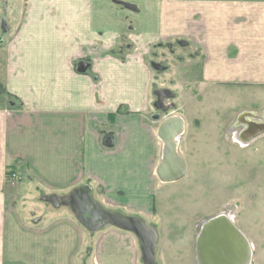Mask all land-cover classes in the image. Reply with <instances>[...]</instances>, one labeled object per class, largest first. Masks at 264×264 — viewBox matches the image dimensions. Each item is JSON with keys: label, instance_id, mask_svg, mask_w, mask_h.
I'll return each instance as SVG.
<instances>
[{"label": "crops", "instance_id": "crops-1", "mask_svg": "<svg viewBox=\"0 0 264 264\" xmlns=\"http://www.w3.org/2000/svg\"><path fill=\"white\" fill-rule=\"evenodd\" d=\"M18 3L0 0V264H145L134 231L88 229L53 202L83 193L158 235L161 187L184 177L157 175L160 125L180 119L186 174L180 139L193 121L233 127L242 113H264V0H23L13 25ZM165 44L208 86L182 108L169 89L153 101L152 57ZM235 94L250 105L211 110L210 96Z\"/></svg>", "mask_w": 264, "mask_h": 264}, {"label": "rangeland", "instance_id": "rangeland-1", "mask_svg": "<svg viewBox=\"0 0 264 264\" xmlns=\"http://www.w3.org/2000/svg\"><path fill=\"white\" fill-rule=\"evenodd\" d=\"M22 4L23 0H19L18 5H15L13 19L10 21L13 25L21 16ZM160 47L159 53L152 57V75L155 80L152 88L179 92L181 96L176 104L182 108L185 102L194 98L192 94L208 86L195 79L196 65L192 69L191 65L186 68L183 62L175 59L178 55L185 56L182 49L174 50L168 44ZM186 72L190 74L187 75ZM154 90L152 97L156 101ZM237 100L236 94L209 97L210 108L215 112L220 103L231 102V106L238 109L250 105L247 104L250 100L248 96L242 95L240 102ZM204 120L208 122L205 125L207 129L196 130L201 121L199 118L192 122L195 127L193 132L190 128L186 129L180 139V148L185 146V140L189 143V150L186 151L187 173L178 183L170 184L171 189H166L168 184L161 187L168 195L160 202V208L153 215L159 222L153 249L154 264H197L196 237L200 223L221 211H230L232 217H235L236 226L240 231L243 229L250 239V264H264V134L250 143L238 140L230 143L231 137L236 138V131L242 130L239 121H234L233 129L215 119L213 129L209 126L212 119ZM214 130L218 137L221 136V140L216 141L211 134ZM145 221L153 222L148 219ZM142 260L144 263L143 258Z\"/></svg>", "mask_w": 264, "mask_h": 264}, {"label": "water", "instance_id": "water-1", "mask_svg": "<svg viewBox=\"0 0 264 264\" xmlns=\"http://www.w3.org/2000/svg\"><path fill=\"white\" fill-rule=\"evenodd\" d=\"M155 65V64H154ZM86 64L80 62L78 69L85 70ZM158 102L161 103V97L165 94L169 95L166 89L154 90ZM173 95V93H171ZM182 129L180 119L171 118L160 125L158 134L164 143L162 160L157 168V175L163 181L178 180L185 175L186 163L184 159L178 155L177 138ZM53 202V201H52ZM55 206L67 204L75 214L76 219L86 228L95 229L104 223H110L118 227L132 230L138 236L141 242L142 255L145 264H154L153 249L156 243V231L153 227H148L140 220L124 219L103 209L97 203L91 201L88 196L83 193H77L68 199L56 198L53 202ZM208 242H212L211 253L207 255L209 264H225V259L235 264L237 249H234L229 238L215 237ZM204 243V242H203ZM232 247V249L229 248Z\"/></svg>", "mask_w": 264, "mask_h": 264}, {"label": "bare ground", "instance_id": "bare-ground-1", "mask_svg": "<svg viewBox=\"0 0 264 264\" xmlns=\"http://www.w3.org/2000/svg\"><path fill=\"white\" fill-rule=\"evenodd\" d=\"M249 113H242L240 117ZM254 114L255 113H251ZM256 118H263V114H257ZM262 127L257 129L254 133L250 134L248 140L255 136L264 133V119H262ZM200 229L196 237V260L197 264H209V259L207 255L211 253L212 242H208L215 237L229 238L232 242L234 249H237V254L235 264H250L252 259V246L248 238L234 225L232 220L224 213H218L214 216L203 219L200 223ZM204 242V243H203ZM232 249L231 246H229ZM225 264H233L225 259Z\"/></svg>", "mask_w": 264, "mask_h": 264}, {"label": "flooded vegetation", "instance_id": "flooded-vegetation-1", "mask_svg": "<svg viewBox=\"0 0 264 264\" xmlns=\"http://www.w3.org/2000/svg\"><path fill=\"white\" fill-rule=\"evenodd\" d=\"M163 67V66H161ZM246 113H249V114H246V115H243V117H239V123L242 125V130L240 131V133H235L236 134V140H239L241 142H246V141H249L248 138L250 137V134L251 133H254L258 128L260 129L262 127V119L263 118H256L255 116L257 115L255 113L254 114H251V112H246ZM264 134V133H263ZM177 138V137H176ZM13 173V172H12ZM9 174V177H11V174ZM13 179V178H12ZM218 213H224L226 214L230 220H232V222L234 223V225L236 226L233 218H232V215L229 211H221V212H218ZM216 213V214H218ZM215 214V215H216ZM214 216V215H212ZM211 217V216H210ZM208 218V217H207ZM206 219V218H205ZM237 227V226H236ZM238 228V227H237ZM239 229V228H238ZM240 230V229H239ZM242 232V231H241ZM243 233V232H242ZM244 234V233H243ZM245 235V234H244ZM246 236V235H245ZM250 242V241H249ZM251 244V243H250Z\"/></svg>", "mask_w": 264, "mask_h": 264}, {"label": "trees", "instance_id": "trees-1", "mask_svg": "<svg viewBox=\"0 0 264 264\" xmlns=\"http://www.w3.org/2000/svg\"><path fill=\"white\" fill-rule=\"evenodd\" d=\"M83 72H86V73H88L89 71L88 70H84ZM96 75L95 74H91V78L93 79V80H96ZM117 112H120V110H118ZM110 116H112V115H110ZM15 170L14 169H11L10 171H9V173L8 174H10V173H12V172H14Z\"/></svg>", "mask_w": 264, "mask_h": 264}, {"label": "built area", "instance_id": "built-area-1", "mask_svg": "<svg viewBox=\"0 0 264 264\" xmlns=\"http://www.w3.org/2000/svg\"><path fill=\"white\" fill-rule=\"evenodd\" d=\"M11 177H12L13 179H17L19 176H18V174H16L15 172H13V173L11 174Z\"/></svg>", "mask_w": 264, "mask_h": 264}]
</instances>
